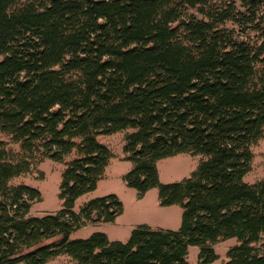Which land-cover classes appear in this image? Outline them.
<instances>
[{
    "label": "trees",
    "instance_id": "obj_1",
    "mask_svg": "<svg viewBox=\"0 0 264 264\" xmlns=\"http://www.w3.org/2000/svg\"><path fill=\"white\" fill-rule=\"evenodd\" d=\"M118 132L127 187L157 188L181 225L70 240L122 212L114 195L72 210L112 157L97 137ZM263 133L264 0H0V135L21 150L0 138V264H188L190 247L209 264L227 239V264H264V179L243 182ZM181 153L201 157L196 170L161 184L157 162ZM71 155L62 209L29 216L39 192L10 181Z\"/></svg>",
    "mask_w": 264,
    "mask_h": 264
},
{
    "label": "rangeland",
    "instance_id": "obj_2",
    "mask_svg": "<svg viewBox=\"0 0 264 264\" xmlns=\"http://www.w3.org/2000/svg\"><path fill=\"white\" fill-rule=\"evenodd\" d=\"M193 12L189 10L187 13ZM194 13V12H193ZM226 27H232L226 24ZM233 28V27H232ZM124 133L118 132L111 135L97 137V141L108 148L112 157L105 169L104 175L98 181L95 190L88 192L74 202L73 212L78 213L80 208L88 201L114 195L122 205V212L112 223L86 224L70 235V240L85 239L92 233L100 232L107 236L109 241L126 242L130 232L140 224H147L152 230L162 228L176 231L181 225L182 209L178 205H159L158 189L148 190L143 197H138L137 192L127 187L124 177L130 172L133 165L125 159ZM6 141L8 149L20 155L18 143L10 141L9 137L0 135ZM251 169L244 176L243 182L254 184L264 179V133L262 138L251 147ZM73 158V155L65 158L63 162H56L49 158H35L31 161L28 173L18 176L10 181V185L23 184L37 190L40 201L32 205L29 216L41 217L54 214L63 207V201L59 197V188L62 182V173L65 164ZM201 157L189 153H181L157 162L158 179L161 184L180 182L196 170ZM235 239L219 241L213 245L217 259L209 264H227L226 253L229 248L236 246ZM199 250L190 247L186 257L188 264H200L198 261ZM48 264H76L66 255H59Z\"/></svg>",
    "mask_w": 264,
    "mask_h": 264
},
{
    "label": "crops",
    "instance_id": "obj_3",
    "mask_svg": "<svg viewBox=\"0 0 264 264\" xmlns=\"http://www.w3.org/2000/svg\"><path fill=\"white\" fill-rule=\"evenodd\" d=\"M147 225V224H146ZM162 229H164V230H169V229H165V228H162Z\"/></svg>",
    "mask_w": 264,
    "mask_h": 264
}]
</instances>
